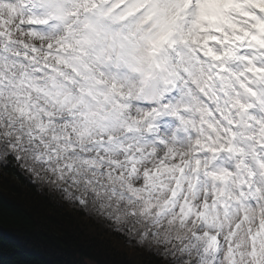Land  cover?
Returning a JSON list of instances; mask_svg holds the SVG:
<instances>
[{
	"label": "snow or ice",
	"instance_id": "6c2138e0",
	"mask_svg": "<svg viewBox=\"0 0 264 264\" xmlns=\"http://www.w3.org/2000/svg\"><path fill=\"white\" fill-rule=\"evenodd\" d=\"M0 173L134 250L86 264H264V0H0Z\"/></svg>",
	"mask_w": 264,
	"mask_h": 264
},
{
	"label": "trees",
	"instance_id": "16d2710c",
	"mask_svg": "<svg viewBox=\"0 0 264 264\" xmlns=\"http://www.w3.org/2000/svg\"><path fill=\"white\" fill-rule=\"evenodd\" d=\"M0 198L25 211L39 225L35 232L12 237L20 246L22 257L35 264H57L58 261H67L68 264L83 261L86 264V258L76 247L77 242L86 243L80 240V234L100 240L102 244L111 241L122 251L134 252L119 241L115 233L105 234L106 230L94 226L89 218L46 192L41 193L19 174L0 173ZM144 255L134 256L135 264H142Z\"/></svg>",
	"mask_w": 264,
	"mask_h": 264
}]
</instances>
